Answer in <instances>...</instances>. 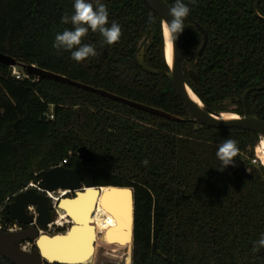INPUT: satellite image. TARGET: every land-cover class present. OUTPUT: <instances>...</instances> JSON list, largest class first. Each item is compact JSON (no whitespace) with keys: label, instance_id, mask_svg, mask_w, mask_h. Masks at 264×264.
Listing matches in <instances>:
<instances>
[{"label":"trees","instance_id":"trees-1","mask_svg":"<svg viewBox=\"0 0 264 264\" xmlns=\"http://www.w3.org/2000/svg\"><path fill=\"white\" fill-rule=\"evenodd\" d=\"M255 1L183 0L191 9L182 32L186 80L211 111L243 114L245 91L264 87V20L254 13ZM101 2L109 23L121 26V39L109 46L90 30L82 42L98 54L77 63L53 47L56 34L72 28L61 17L72 14L74 0H0V53L22 69L35 64L184 121L55 80H18L0 63V222L9 221L6 205L38 181L37 174L66 160L68 168L93 165L97 186L134 189L132 264H264V247L252 250L264 234L258 135L194 120L167 76L160 16L143 0ZM259 12L264 16V0ZM197 24L208 33L201 54ZM142 50L158 75L141 67ZM246 107L264 121V88L248 93ZM51 108L54 119L45 116ZM226 138L238 142L239 153L234 166L220 171L216 151ZM83 146L92 163L79 157ZM0 264L14 263L0 254Z\"/></svg>","mask_w":264,"mask_h":264},{"label":"water","instance_id":"water-1","mask_svg":"<svg viewBox=\"0 0 264 264\" xmlns=\"http://www.w3.org/2000/svg\"><path fill=\"white\" fill-rule=\"evenodd\" d=\"M143 1L161 18L165 43V58L169 68L167 76L194 120L208 127L238 128L252 131L258 135L260 139L259 144L261 142L264 143V121L255 114H249L246 107L248 93L254 89H262L264 87L249 88L245 91L243 95V114L209 110L186 80L183 34H179L178 38L173 41L172 36L166 30L167 21L170 22L172 19L169 14L171 6L165 0ZM260 1H255L253 6L254 13L258 18L264 20V16L259 12ZM197 27L204 37L203 44L199 50V54H201L207 45L208 33L200 24H197ZM166 32H168L170 39V58L167 56ZM0 63L8 66L18 65L15 58L3 53H0ZM139 63L146 72L154 75L159 74L158 71L151 69L145 63L144 50H142L139 57ZM23 68L29 75L36 79L55 80L96 93L99 96L110 98L168 120L184 121V118L163 109L149 106L102 88H96L73 80L62 74L43 69L35 64L25 65ZM188 73L194 80L197 81L199 79L198 74L192 69H189ZM78 155L86 163H92L94 160L93 153L86 146L79 149ZM95 176L96 168L93 165H85L77 168L56 166L37 174L38 181L33 182L30 187L16 194L13 200L6 205L9 221L12 223L17 222L24 227L15 231L0 229L1 256L14 264H44L45 261L59 264H92L95 257L94 248L96 239H92L88 247H86L87 245L85 246L84 251L75 249L77 241L75 239L76 236L75 238L73 236V231L82 228L83 224L81 219L75 218L70 213V206L72 205H69L68 208V205L65 204V202L72 203L90 198L91 215L95 211V208H97L99 202L106 204L111 210L115 209L113 213L118 217L119 224L122 226L124 224L127 231L126 237L132 243L131 256L126 259V264H132L135 225L134 189L120 186H97ZM103 187L108 189L103 190ZM51 193H58L59 195L53 197L50 195ZM31 205L35 206L37 216L29 212L28 207ZM58 219H63L64 225H67V229L53 235L46 233L47 228L51 225H56ZM90 225L92 226V224ZM78 232L79 230L77 234ZM25 242L33 243V246L27 249L23 247ZM48 244L55 245L56 249L50 248Z\"/></svg>","mask_w":264,"mask_h":264},{"label":"clouds","instance_id":"clouds-1","mask_svg":"<svg viewBox=\"0 0 264 264\" xmlns=\"http://www.w3.org/2000/svg\"><path fill=\"white\" fill-rule=\"evenodd\" d=\"M196 0H191L195 4ZM191 9L183 0H175L173 6L169 9L172 17L167 21L166 30L172 36L173 41L184 31V20L189 15ZM151 17L149 20L151 21ZM63 24H71L72 28H65L62 33H57L53 47L60 51H69L71 59L77 63L87 60L89 57L97 56L94 45L84 44L83 38L91 30L93 33H99L103 37V42L109 46L118 43L122 36V28L115 21L109 23V12L107 6L101 0H74L73 12L71 15L65 13L61 17ZM239 153L238 142L232 138H226L216 151V157L221 161L223 171L228 166L235 165V158ZM148 161H142L147 166ZM264 247V234L255 242L253 252H258Z\"/></svg>","mask_w":264,"mask_h":264},{"label":"bare ground","instance_id":"bare-ground-1","mask_svg":"<svg viewBox=\"0 0 264 264\" xmlns=\"http://www.w3.org/2000/svg\"><path fill=\"white\" fill-rule=\"evenodd\" d=\"M166 37H167V56L168 58H170V39H169L168 32H166ZM257 156L261 160V162L264 164V143L263 142H261L257 146ZM107 189L108 188L103 187V190H107ZM50 195L54 197L53 193H51ZM65 204L68 205V208H69V205H72L70 206V213H72V215L75 218L81 219L82 224H83L82 228H78L79 230L78 234H77V231H78L77 229L73 231V236L74 238L76 236L75 239L77 241L76 247H75L76 250L78 249V250L84 251L85 248L88 247V244L90 241H92V239H96V244H97L98 236L101 234H106L112 229L117 230L119 233L123 234L124 236L127 235V231L124 227V224L123 226L119 224L118 217L115 216V214L113 213L115 209L111 210L110 208H108L106 204H102L101 202H99L97 208H95V211L93 212L92 215L90 214L91 213L90 198H86L83 201H78V202L76 201L72 203L65 202ZM73 204L75 205L73 206ZM90 224H92V226ZM56 225L63 226L64 225L63 219H58V221L56 222ZM96 244L94 248L95 254L97 251ZM49 247L56 249L55 245H52V244H50Z\"/></svg>","mask_w":264,"mask_h":264},{"label":"rangeland","instance_id":"rangeland-1","mask_svg":"<svg viewBox=\"0 0 264 264\" xmlns=\"http://www.w3.org/2000/svg\"><path fill=\"white\" fill-rule=\"evenodd\" d=\"M58 195V193H54V196ZM65 229H67V225H51L46 233L52 235ZM126 241L128 238L115 229L99 235L96 244L97 251L92 264H126V259L131 256V246H127ZM26 246L31 248V245L26 244Z\"/></svg>","mask_w":264,"mask_h":264},{"label":"built area","instance_id":"built-area-1","mask_svg":"<svg viewBox=\"0 0 264 264\" xmlns=\"http://www.w3.org/2000/svg\"><path fill=\"white\" fill-rule=\"evenodd\" d=\"M12 67V74L13 76L16 77V79L18 80H22L24 78H30L31 75H29L25 69L21 68L19 65H16V66H11ZM36 79V78H35ZM45 116L49 119H54V112H53V108H51L48 112L45 113ZM67 161L65 160L60 166H63L64 163H66ZM32 185V183L28 186L30 187ZM27 187V188H28ZM11 201H9L8 203H10ZM28 210L30 213L34 214L35 216H37V212H36V208L35 206L31 205L28 207ZM0 220H1V214H0ZM23 227H18V224L17 223H11L10 221L8 222H5V223H2L0 222V229H3V230H11V231H15V230H19V229H22ZM28 245H30V243H26ZM23 245V247L27 248V246ZM29 249V248H27Z\"/></svg>","mask_w":264,"mask_h":264},{"label":"flooded vegetation","instance_id":"flooded-vegetation-1","mask_svg":"<svg viewBox=\"0 0 264 264\" xmlns=\"http://www.w3.org/2000/svg\"><path fill=\"white\" fill-rule=\"evenodd\" d=\"M73 196V195H72ZM9 220V219H8ZM12 223V222H11ZM15 223H17V222H15ZM18 224V227H24L23 225H21V224H19V223H17ZM48 229V228H47ZM53 235V234H52ZM26 244V242L23 244V245H25ZM30 245H31V247L33 246V243H30Z\"/></svg>","mask_w":264,"mask_h":264}]
</instances>
